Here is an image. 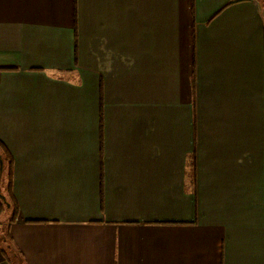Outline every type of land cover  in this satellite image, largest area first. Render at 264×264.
Returning <instances> with one entry per match:
<instances>
[{
    "label": "crops",
    "instance_id": "crops-1",
    "mask_svg": "<svg viewBox=\"0 0 264 264\" xmlns=\"http://www.w3.org/2000/svg\"><path fill=\"white\" fill-rule=\"evenodd\" d=\"M0 141V264H264V0H0Z\"/></svg>",
    "mask_w": 264,
    "mask_h": 264
},
{
    "label": "trees",
    "instance_id": "trees-1",
    "mask_svg": "<svg viewBox=\"0 0 264 264\" xmlns=\"http://www.w3.org/2000/svg\"><path fill=\"white\" fill-rule=\"evenodd\" d=\"M0 164H1V179L4 176L5 185L4 188L0 190V217L3 218L7 223L5 229L6 241L9 242V223L15 220L17 214V206L14 201L11 192V183H12V169H13V159L5 147V145L0 141ZM1 187V186H0Z\"/></svg>",
    "mask_w": 264,
    "mask_h": 264
},
{
    "label": "rangeland",
    "instance_id": "rangeland-1",
    "mask_svg": "<svg viewBox=\"0 0 264 264\" xmlns=\"http://www.w3.org/2000/svg\"><path fill=\"white\" fill-rule=\"evenodd\" d=\"M3 179H1V174H0V186H1V183H2ZM5 181V180H4Z\"/></svg>",
    "mask_w": 264,
    "mask_h": 264
},
{
    "label": "water",
    "instance_id": "water-1",
    "mask_svg": "<svg viewBox=\"0 0 264 264\" xmlns=\"http://www.w3.org/2000/svg\"><path fill=\"white\" fill-rule=\"evenodd\" d=\"M0 172H1V164H0Z\"/></svg>",
    "mask_w": 264,
    "mask_h": 264
}]
</instances>
